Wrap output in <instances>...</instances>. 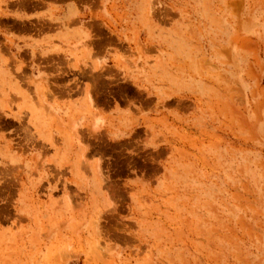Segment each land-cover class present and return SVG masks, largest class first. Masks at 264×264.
<instances>
[{
    "label": "rangeland",
    "instance_id": "1",
    "mask_svg": "<svg viewBox=\"0 0 264 264\" xmlns=\"http://www.w3.org/2000/svg\"><path fill=\"white\" fill-rule=\"evenodd\" d=\"M63 2L112 60L34 124L0 92V264H264V0H0L7 82Z\"/></svg>",
    "mask_w": 264,
    "mask_h": 264
},
{
    "label": "crops",
    "instance_id": "2",
    "mask_svg": "<svg viewBox=\"0 0 264 264\" xmlns=\"http://www.w3.org/2000/svg\"><path fill=\"white\" fill-rule=\"evenodd\" d=\"M37 14L47 17L50 23L59 25V29L51 27L49 34L39 42L29 39L28 36L24 40L17 41L20 52L30 51L31 55L23 58L16 56V60L26 65L32 64L33 70L13 69L8 82L3 77L7 73L0 70V92L10 93L11 99L14 101L13 112L16 116L27 114L33 124L35 122L29 107L39 108L36 94L41 93L45 103L43 105L50 107L56 114H62L63 108L60 105L58 107L55 105V98H58L60 103L67 102V99L69 101L77 99L79 85L76 83V79L79 82V70H81V65L86 66L84 58L89 53H85L83 49L77 50L78 46L87 44L94 54L102 55L105 61L112 60L111 52L106 47L99 46L97 42L92 41V37L86 30V24H89L90 21L86 7L79 8L74 2H63L55 6L48 4L42 10L31 13V15L27 14L21 19L30 22L37 18ZM83 17H86L87 20L81 19ZM36 49L39 51L40 57L43 58L41 68L34 67L37 61L34 53ZM52 91L58 93L59 96L54 95L55 98H53L47 94ZM50 103L52 104L49 105ZM64 114L69 115L67 111Z\"/></svg>",
    "mask_w": 264,
    "mask_h": 264
}]
</instances>
